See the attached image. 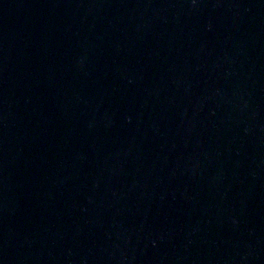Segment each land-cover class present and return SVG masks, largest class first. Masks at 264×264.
<instances>
[{
  "label": "water",
  "instance_id": "obj_1",
  "mask_svg": "<svg viewBox=\"0 0 264 264\" xmlns=\"http://www.w3.org/2000/svg\"><path fill=\"white\" fill-rule=\"evenodd\" d=\"M0 264H264V0H0Z\"/></svg>",
  "mask_w": 264,
  "mask_h": 264
}]
</instances>
